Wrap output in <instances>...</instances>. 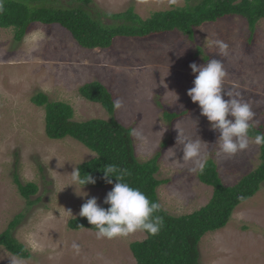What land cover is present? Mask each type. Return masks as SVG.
<instances>
[{
	"label": "rangeland",
	"instance_id": "obj_1",
	"mask_svg": "<svg viewBox=\"0 0 264 264\" xmlns=\"http://www.w3.org/2000/svg\"><path fill=\"white\" fill-rule=\"evenodd\" d=\"M71 3L46 2L58 7ZM185 4L186 0H92L89 6L100 13L134 7L147 18L153 11ZM104 23L116 21L105 17ZM217 40L228 45L223 53ZM212 58L223 62L224 90L238 92L255 114L252 124L264 125V19L254 33L246 18L231 15L196 27L193 39L174 30L117 36L110 47L92 49L81 46L59 24L32 23L21 39L13 28L0 27V234L22 214L14 236L31 253L20 259L0 246V264H137L130 245L147 237L138 230L126 237L97 239L95 230L68 227L87 199L96 197L101 206L113 185L83 187L74 181L73 172L96 154L72 137L54 140L46 135V110L31 100L37 91L69 103L77 121L107 119L110 115L100 103L79 94L82 85L98 80L123 101L117 119L140 133L133 136L140 161L152 159L168 141L155 176L167 180L157 193L171 215L193 213L213 196V187L201 181L199 172L189 171L193 165L180 161L183 146L177 144L178 136L181 141L205 142L201 155L215 161L225 185L235 186L253 171L260 163L261 144L249 137L247 149L233 156L221 153L219 131L211 128L187 94L195 79L190 65H205ZM164 110L189 113L170 123ZM15 173L24 184H38L30 200L20 194ZM199 249L201 264H264V183L235 209L226 227L202 238Z\"/></svg>",
	"mask_w": 264,
	"mask_h": 264
},
{
	"label": "trees",
	"instance_id": "obj_2",
	"mask_svg": "<svg viewBox=\"0 0 264 264\" xmlns=\"http://www.w3.org/2000/svg\"><path fill=\"white\" fill-rule=\"evenodd\" d=\"M47 1L0 0V8L3 9L0 11V27L13 28L15 37L21 39L32 23L59 24L69 30L81 46L92 49L110 47L117 36L146 37L174 30L193 39L196 27L231 15L246 18L250 31L254 33L258 23L264 19V0H186L182 7L153 11L147 18L139 15L134 7L122 12L100 13L89 6L92 0H71L72 3L66 7L47 5ZM105 17H110L116 23L105 24ZM79 94L87 100L100 103L110 117L77 121L69 103L55 102L45 92L37 91L31 100L46 110V135L51 139L72 137L96 154L77 168L79 175L91 174L96 180L95 184H87L86 187L105 188L113 185L105 182L102 169L114 164L131 173L124 177V182L139 188L151 201L160 203L158 188L167 180H160L155 175L160 169L158 163L163 149L169 146V142L164 141L152 159L140 161L136 155L134 138L129 134L132 127H126L117 119V109L113 107L115 98L110 88L96 80L82 85ZM163 112L170 123L189 113L188 110ZM258 134H264V125L250 127L249 137L255 138ZM199 174L203 183L213 187L209 203L193 213L181 216L171 215L161 206L157 213L164 220L160 232L157 235L146 232V238L130 245L137 264H201L199 247L202 238L209 232L226 227L235 209L256 195L264 183V143L260 146L259 165L235 186L225 185L212 158L206 161L205 170ZM14 177L20 194L27 200L39 191L36 182L24 184L18 174L15 173ZM112 179L114 183L119 182L115 177ZM34 201L30 203L38 202ZM101 207L108 208L109 205L103 203ZM21 219L22 214L16 216L0 234V245L11 254L27 259L31 257L30 251L14 236ZM68 227L72 230L96 231L87 218L80 215L71 218Z\"/></svg>",
	"mask_w": 264,
	"mask_h": 264
},
{
	"label": "clouds",
	"instance_id": "obj_3",
	"mask_svg": "<svg viewBox=\"0 0 264 264\" xmlns=\"http://www.w3.org/2000/svg\"><path fill=\"white\" fill-rule=\"evenodd\" d=\"M2 10L0 8V11ZM215 43L222 53L228 47L221 40H217ZM190 67L195 79L194 86L188 90L187 94L193 103H198L201 115L207 117L211 128L219 131L217 144L220 152L233 156L239 151L247 149L249 147V129L253 126L252 121L255 114L251 105L239 98L238 92L224 90L223 81L226 72L223 62L220 59L212 58L205 65L192 63ZM225 96L228 99H225ZM122 106L121 99L113 101L114 109L118 110ZM129 134L131 136L140 135L136 129L130 130ZM255 142L257 144L264 143V134L256 135ZM204 143L202 140L181 141L178 136L177 144L183 146V156L180 161L184 164L191 163L193 166L189 171L192 173L202 174L206 168V159L201 155ZM102 171L105 182L113 184L112 190L107 193L104 199V204L109 207H101L97 198L91 197L82 204L79 212V215L86 217L88 223L96 229V238L111 240L117 237H126L138 230L145 231L150 235H157L164 224L163 217L157 214L161 210V204L158 201H151L139 188H134L124 182V177L131 174L127 169L108 164ZM112 177H115L119 182L114 183ZM73 179L83 187L96 183L91 174L81 176L78 170L73 172ZM74 247L79 248L75 244Z\"/></svg>",
	"mask_w": 264,
	"mask_h": 264
}]
</instances>
